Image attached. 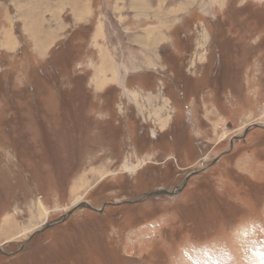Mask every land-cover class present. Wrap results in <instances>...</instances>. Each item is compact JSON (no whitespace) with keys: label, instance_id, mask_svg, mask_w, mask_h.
I'll list each match as a JSON object with an SVG mask.
<instances>
[{"label":"rangeland","instance_id":"374dc122","mask_svg":"<svg viewBox=\"0 0 264 264\" xmlns=\"http://www.w3.org/2000/svg\"><path fill=\"white\" fill-rule=\"evenodd\" d=\"M0 249L264 264V0H0Z\"/></svg>","mask_w":264,"mask_h":264},{"label":"water","instance_id":"95a60500","mask_svg":"<svg viewBox=\"0 0 264 264\" xmlns=\"http://www.w3.org/2000/svg\"><path fill=\"white\" fill-rule=\"evenodd\" d=\"M222 155L218 156L217 160H219L221 158ZM217 160H215L212 164H215L217 162ZM195 175V174H198V173H192L190 175ZM184 186V185H183ZM180 191V190H179ZM166 195V196H174V195H177L175 192H170L169 190H155L153 192H150V193H146L145 194V198H148L150 196H158V195ZM140 200H134L133 202H139ZM125 203H132L131 201H127ZM108 204H114V203H108ZM117 203H115L114 205H116ZM80 207H87L89 209H93V210H97L95 209L94 207H92L89 203L87 202H83L79 205V208ZM98 212H102L103 209H99L97 210ZM1 250V249H0Z\"/></svg>","mask_w":264,"mask_h":264},{"label":"crops","instance_id":"0c3cea01","mask_svg":"<svg viewBox=\"0 0 264 264\" xmlns=\"http://www.w3.org/2000/svg\"><path fill=\"white\" fill-rule=\"evenodd\" d=\"M146 100H148V99H146ZM146 100H145V101H146ZM146 105H147V104H146ZM148 105L151 106V107L153 106L152 104H148ZM152 108H153V107H152ZM150 111L153 112L151 109H150ZM151 114H152L151 116H153V115H155V114L157 115L156 117L154 116V118H151V117L149 116L153 121H154V120L157 121V122L161 121L160 116H159L157 113L153 112V113H151ZM161 117H162V116H161ZM221 157H223V156H221ZM217 158H218V157H216V160H217ZM214 161H215V160H214ZM217 162H218V160H217Z\"/></svg>","mask_w":264,"mask_h":264},{"label":"bare ground","instance_id":"6f19581e","mask_svg":"<svg viewBox=\"0 0 264 264\" xmlns=\"http://www.w3.org/2000/svg\"><path fill=\"white\" fill-rule=\"evenodd\" d=\"M9 36V35H8ZM8 38V37H7ZM6 40H9V39H6ZM38 42V41H37Z\"/></svg>","mask_w":264,"mask_h":264}]
</instances>
